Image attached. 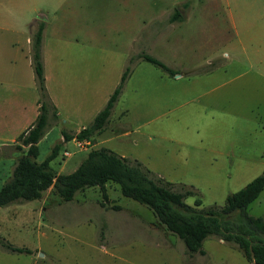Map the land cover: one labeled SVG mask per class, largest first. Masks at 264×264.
<instances>
[{"label": "rangeland", "instance_id": "obj_1", "mask_svg": "<svg viewBox=\"0 0 264 264\" xmlns=\"http://www.w3.org/2000/svg\"><path fill=\"white\" fill-rule=\"evenodd\" d=\"M177 10L181 18L173 19ZM40 20L42 57L44 51L53 65L84 63L80 68L92 73L89 107H102L105 91L129 66L109 120L94 136L95 147L139 160L174 188L192 187L184 201L199 198V206L222 204L226 194L261 172L264 0H0V26L16 30L18 48L29 46L26 37ZM140 51L178 72L168 74L138 57ZM91 119L58 115L46 126L35 159L59 143L49 164L71 171L86 150L72 139L60 141V129L74 130ZM7 171L0 162V177ZM107 190L117 209L99 206L96 188L60 203L50 194L42 203L40 196L0 206L16 218L18 205L41 208L26 224L0 226V235L32 250L0 246V264H250L215 236L203 239L205 253L185 254L175 234L147 223L153 220L149 208L122 195L114 182ZM247 212L264 218V186Z\"/></svg>", "mask_w": 264, "mask_h": 264}, {"label": "trees", "instance_id": "obj_2", "mask_svg": "<svg viewBox=\"0 0 264 264\" xmlns=\"http://www.w3.org/2000/svg\"><path fill=\"white\" fill-rule=\"evenodd\" d=\"M177 18H181L178 10L173 15V19ZM43 28L44 21L40 20L35 29L30 30L28 40L30 64L38 92V113L12 144L19 150V154L9 177L0 186V206L39 198L49 186L64 201L71 199L75 191L97 186L101 195L99 204L116 209L119 206L109 203L106 192L105 183L110 181L118 184L122 195L149 208L156 224L182 241L185 254L205 253L201 246L203 239L215 236L236 248L250 264H264V218L247 212V205L264 186V167L244 185L226 194L222 204L199 206V198H195L193 204L184 201L186 195L194 192L192 187L181 184L178 189L174 188L172 182L155 175L139 160L120 155L106 146L89 148L78 165L66 173L56 172L49 165V161L58 152L59 143L53 144L42 160L35 159L36 142L45 131L48 115L56 118V108L44 82ZM136 55L158 65L170 75L177 72L144 51ZM128 71L129 66L126 65L117 84L89 123L75 132L61 129L63 141L74 137L87 138L93 142L94 136L105 128L109 120L111 108ZM0 246L15 252L32 251L26 246L11 243L2 235Z\"/></svg>", "mask_w": 264, "mask_h": 264}, {"label": "crops", "instance_id": "obj_3", "mask_svg": "<svg viewBox=\"0 0 264 264\" xmlns=\"http://www.w3.org/2000/svg\"><path fill=\"white\" fill-rule=\"evenodd\" d=\"M15 33L16 30H5V28L0 26V162H5V164L8 166L7 175H3V177H0V186L9 177L15 159L19 154V150L12 146V144L15 142L16 136L34 120L38 113V92L35 86L34 74L30 64L29 48L28 46L25 47L24 50L23 48H18ZM28 40L29 36L26 37L27 43ZM43 65L46 90L52 104L56 108V118H51L53 120L50 121L49 118L52 116L49 114L47 118V125H49L51 122H55L58 115H60L61 113L66 118H69L70 116H73L75 118L83 117L86 120L92 118L93 115L97 112L98 107H89V105L87 104L91 102L89 93L93 91V80L92 73L88 72L86 68H80L81 65L85 64L72 60L69 61V63L59 60L55 65H53L49 60L46 61V57L43 51ZM66 65L68 66V68L65 67ZM210 69V67H207L206 70L209 71ZM178 75L179 74H176V77L180 78V76ZM109 92V89H107L105 91L106 95L102 99L108 96ZM64 121H67V119H64ZM84 125L86 124L83 123L80 125V127L74 130H63L67 132H75ZM47 133L48 130H45L43 135L36 142L37 154L38 145L41 139L45 137ZM70 139L75 142L74 137ZM60 141L65 142L63 141L61 129ZM95 143V137L93 142L89 143L88 145L79 146L75 142L77 147L85 149L86 152L89 148L95 147ZM53 144L54 143L50 144V148ZM68 155H70L69 151L66 156ZM78 163H76L73 169L78 165ZM52 169L56 171L54 168ZM108 183H110V181L106 182L105 186L109 198V203L115 204L111 203L110 201V198L112 197L108 194ZM86 188H96L97 190H99L97 186H90ZM86 188H84L83 190H85ZM44 191V194H41V203L43 199H47L50 194L56 195V193L51 190L50 186ZM99 199L95 200L97 204L101 206L99 204ZM60 201L64 200H61L57 196L56 202L60 203ZM13 208H15V206ZM3 211L4 210H0V226L4 229H8V227L10 226V224H7L8 222L15 220L17 224L22 225L23 223L26 224V219L28 217H32V215L33 217H39V215H41V208L39 203L33 204L30 207L18 205V209L13 211L14 213L18 214L17 218L14 214L8 215L7 212ZM147 223L152 224V226H157L154 215L153 220ZM210 241H213L215 244L219 245V242L214 239H211ZM34 264L39 263L37 260H35Z\"/></svg>", "mask_w": 264, "mask_h": 264}, {"label": "built area", "instance_id": "obj_4", "mask_svg": "<svg viewBox=\"0 0 264 264\" xmlns=\"http://www.w3.org/2000/svg\"><path fill=\"white\" fill-rule=\"evenodd\" d=\"M75 142L79 146L88 145L89 143H91L90 140L87 139V138H81V139H76L75 138ZM63 153H64V155H66V154H68V151L64 150Z\"/></svg>", "mask_w": 264, "mask_h": 264}]
</instances>
